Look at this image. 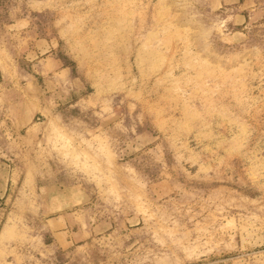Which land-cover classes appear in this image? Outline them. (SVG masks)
Instances as JSON below:
<instances>
[{"label":"rangeland","instance_id":"obj_1","mask_svg":"<svg viewBox=\"0 0 264 264\" xmlns=\"http://www.w3.org/2000/svg\"><path fill=\"white\" fill-rule=\"evenodd\" d=\"M0 264H264V0H0Z\"/></svg>","mask_w":264,"mask_h":264},{"label":"crops","instance_id":"obj_2","mask_svg":"<svg viewBox=\"0 0 264 264\" xmlns=\"http://www.w3.org/2000/svg\"><path fill=\"white\" fill-rule=\"evenodd\" d=\"M53 223L55 225H57V228L54 229V232L60 231L61 227H65V219L64 218L55 219V220H53ZM50 230H53V229H51V227H50ZM79 232H81V231L79 230ZM75 236H77V233L74 234V237Z\"/></svg>","mask_w":264,"mask_h":264}]
</instances>
